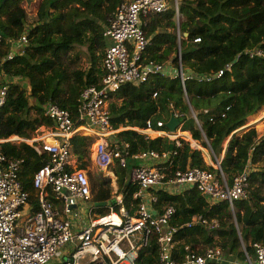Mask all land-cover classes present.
Returning a JSON list of instances; mask_svg holds the SVG:
<instances>
[{
    "label": "trees",
    "instance_id": "obj_1",
    "mask_svg": "<svg viewBox=\"0 0 264 264\" xmlns=\"http://www.w3.org/2000/svg\"><path fill=\"white\" fill-rule=\"evenodd\" d=\"M129 1L132 0H41L28 31L29 14L22 7L24 0H0V63L8 86L6 104L0 109V140L17 138L3 144V151L10 161L23 162L20 179L35 209L33 179L48 161V155L38 154L23 140H30L40 127L51 125L45 117L49 104L78 119L83 90L100 85L104 76L105 29L118 7ZM178 1V21L173 9L146 19L145 32L151 43L145 62L177 69L180 51L185 75L212 76V80H186L188 101L180 78L155 75L147 83L128 85L110 104L111 125L115 131L145 130L151 122L154 130L169 133L167 126L159 129L157 123L167 124L171 114L178 113L183 135L189 134L194 142L210 146L218 160L224 153L221 167L230 184L235 177L249 172V198L237 202L234 210L227 203L211 202L196 189L157 192L160 213L168 206L177 208L172 225L179 228L174 253L178 261L187 247L197 253L219 248L226 257L221 264H243L244 249L253 257L254 244L264 246V135L260 136L253 124L246 126L249 117L256 115L257 119L264 114L257 115L264 111V0ZM24 34L28 43L23 53L7 60L11 44L19 42ZM82 48H87L91 58L89 68L78 64L81 54L77 49ZM221 71L223 75L217 78ZM190 106L200 128L190 117ZM114 138L122 147L128 145L132 155L150 150L173 153L172 165L164 170L168 176L192 168L215 171L190 142L184 141L177 148L169 138L150 139L132 130L118 132ZM95 142L90 135L71 139L79 170L90 165ZM114 171L123 206L132 213L140 203L134 199L139 188L129 182L127 170L116 166ZM91 181L94 202L115 205L111 180ZM114 207L119 211L120 206ZM195 216L216 220L219 228H187ZM156 259L153 241L141 253L139 264Z\"/></svg>",
    "mask_w": 264,
    "mask_h": 264
},
{
    "label": "built area",
    "instance_id": "obj_2",
    "mask_svg": "<svg viewBox=\"0 0 264 264\" xmlns=\"http://www.w3.org/2000/svg\"><path fill=\"white\" fill-rule=\"evenodd\" d=\"M172 9L178 21L181 17L178 0H132L121 4L104 32L107 40L104 76L100 85L83 90L78 119L75 120L67 110L49 104L45 117L51 125L38 129L47 133L36 134L37 130L35 137L34 134L30 140H23L38 154L48 155V161L33 179L37 209L29 207L30 194L20 179L23 162L10 161L3 151V144L11 139L0 140V264H139L141 253L149 249L153 241L157 259L149 264H221L226 261L225 253L219 248H206L197 253L190 247L178 261L174 253L179 228L172 225L177 208L168 206L160 213L157 192L179 193L196 189L211 202L227 203L234 210L237 202L249 198V172L235 177L230 184L221 161L215 158L214 172L192 168L168 176L164 170L172 165L173 153L150 150L132 155L129 146L122 147L114 136L132 130L150 139L169 138L181 148L185 141L183 137H186L183 124L175 133L154 130L151 122L145 130L123 128L115 131L111 125L110 104L128 85L147 83L155 75L180 78L188 101L186 80H212V76L185 75L180 51L177 69L145 62V53L151 43L145 32L146 19ZM177 36L180 42L179 30ZM19 43L23 53L28 43L25 34ZM16 55L11 54L6 59L13 60ZM223 73L221 71L216 77L220 78ZM3 75L0 63V109L8 97ZM175 114L179 118V114ZM192 114L200 128L197 115ZM157 126L162 129L166 124L158 122ZM75 135L96 138L91 159L94 155L101 168L117 165L128 171L129 182L139 188L134 199L140 203L132 213L126 208L127 213H122L124 198L118 190L114 191V198L115 205L120 206L119 211L115 205L100 207L94 202L88 173L78 169V159L72 153L71 139ZM190 142L193 143L191 138ZM105 209L107 213L101 211ZM197 225L210 230L219 228L216 220L209 221L202 216L193 217L186 227ZM253 247V257L244 249L243 264H264V246L254 244Z\"/></svg>",
    "mask_w": 264,
    "mask_h": 264
},
{
    "label": "rangeland",
    "instance_id": "obj_3",
    "mask_svg": "<svg viewBox=\"0 0 264 264\" xmlns=\"http://www.w3.org/2000/svg\"><path fill=\"white\" fill-rule=\"evenodd\" d=\"M39 1V0H36ZM37 2H31L30 5H27V3L23 2L22 5L24 6V8L27 9L28 14H29V18L27 21L28 25H31L35 20H36V15H37ZM80 51V62L78 63L80 68H89L91 65V58L88 56V51L87 48H82V49H77ZM115 102H119L115 99ZM192 112V111H191ZM190 112V117L194 119L193 114ZM264 111H260V113H258L257 115H260L261 113H263ZM257 116L253 115L251 117H249V119L247 120V125L246 126H250V123L253 124L251 126H253L259 133L260 136L264 135V114H262V116H259V118L255 119ZM253 120V122H252ZM43 129V128H42ZM41 134L44 135L47 132L43 131V130H38L36 132V134ZM36 134L34 135V137L36 136ZM152 138V137H151ZM185 142H190L189 137H183ZM9 139H11V142L16 141L17 138L15 137H10ZM155 139V138H152ZM6 140V139H4ZM229 141V140H228ZM228 141L224 144V150H226L227 145H228ZM206 142V141H205ZM193 146V148H195L198 151L202 152V156L204 159V162L207 164V166H213L215 164V158L217 159V157L214 156V154H212L211 150L209 147L200 145L197 142H190ZM224 156V153L220 156L219 161L221 160V158ZM94 157V155H93ZM91 159V163L88 166V168L86 169V172L88 173V176L90 178V180L93 178L94 180H99V179H109L112 181V188L114 186L113 181H114V176L112 174V169L114 168H101L97 162L95 161V158ZM213 164V165H212ZM92 182V181H91ZM118 190V188H117ZM115 191V190H114ZM116 192V191H115ZM105 213H107V209L103 210Z\"/></svg>",
    "mask_w": 264,
    "mask_h": 264
},
{
    "label": "crops",
    "instance_id": "obj_4",
    "mask_svg": "<svg viewBox=\"0 0 264 264\" xmlns=\"http://www.w3.org/2000/svg\"><path fill=\"white\" fill-rule=\"evenodd\" d=\"M37 2V12H38V7H39V3H40V1L41 0H39V1H36V0H32V2ZM25 3H27L26 1H24ZM27 5H30V3L28 4L27 3ZM22 7L24 8V6L22 5ZM24 9H26V8H24ZM26 11H27V9H26ZM27 13H28V11H27ZM29 29H30V25H28L27 24V30L29 31ZM22 48H23V46L19 43V42H15V43H12L11 44V54H17V55H19V54H22L21 53V50H22ZM103 66V65H102ZM103 68V67H102ZM16 82V81H15ZM19 82H21L20 80H19ZM23 84V83H22ZM187 133V132H186ZM188 134V133H187ZM86 136V135H85ZM186 137H189V139L191 138V136L188 134V135H185ZM94 137V136H93ZM152 138H154V137H152ZM191 140H192V138H191ZM117 165H112V166H110L109 168H114V169H112L113 171H112V174H113V176H114V181H113V184H114V186H113V188H114V190H117V188H118V184H117V177H116V174H115V167H116ZM128 172V171H127ZM111 184H112V181H111ZM35 190V189H34ZM36 195H37V193H36V191H35V197H36ZM36 201H37V207H38V199H37V197H36ZM29 207L30 208H34V206H33V204L30 202V205H29ZM35 209V208H34ZM102 212H104L103 210H101Z\"/></svg>",
    "mask_w": 264,
    "mask_h": 264
},
{
    "label": "water",
    "instance_id": "obj_5",
    "mask_svg": "<svg viewBox=\"0 0 264 264\" xmlns=\"http://www.w3.org/2000/svg\"><path fill=\"white\" fill-rule=\"evenodd\" d=\"M26 1L28 4L32 2V0H24ZM190 110L192 111L193 113V109L192 107L190 106ZM182 124V120L178 117H176V114L175 113H172L171 114V118L170 120L167 122L166 126L169 130L170 133H175L176 130L179 128V126ZM208 146H209V143L207 142ZM212 154H213V151L211 149V147L209 146ZM110 202H104V203H98L97 205L100 206V207H109L110 206Z\"/></svg>",
    "mask_w": 264,
    "mask_h": 264
},
{
    "label": "bare ground",
    "instance_id": "obj_6",
    "mask_svg": "<svg viewBox=\"0 0 264 264\" xmlns=\"http://www.w3.org/2000/svg\"><path fill=\"white\" fill-rule=\"evenodd\" d=\"M43 130H44V129H43ZM120 199H121V198H120ZM122 209H123V210H122V213H123V214H126V213H127V210L125 209V207H123Z\"/></svg>",
    "mask_w": 264,
    "mask_h": 264
}]
</instances>
